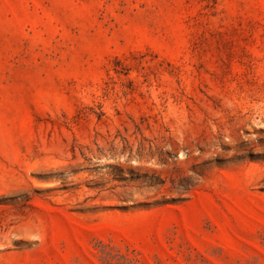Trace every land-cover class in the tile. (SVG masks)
<instances>
[{
	"label": "rangeland",
	"instance_id": "374dc122",
	"mask_svg": "<svg viewBox=\"0 0 264 264\" xmlns=\"http://www.w3.org/2000/svg\"><path fill=\"white\" fill-rule=\"evenodd\" d=\"M0 264H264V0H0Z\"/></svg>",
	"mask_w": 264,
	"mask_h": 264
}]
</instances>
